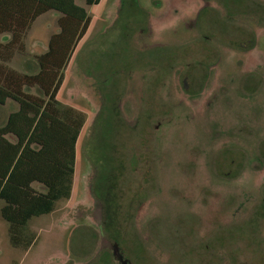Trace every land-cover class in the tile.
<instances>
[{"label":"rangeland","instance_id":"1","mask_svg":"<svg viewBox=\"0 0 264 264\" xmlns=\"http://www.w3.org/2000/svg\"><path fill=\"white\" fill-rule=\"evenodd\" d=\"M218 1L78 0L57 96L82 121L73 191L19 246L0 198V264H264V0ZM59 30L40 16L0 64L23 72Z\"/></svg>","mask_w":264,"mask_h":264},{"label":"trees","instance_id":"2","mask_svg":"<svg viewBox=\"0 0 264 264\" xmlns=\"http://www.w3.org/2000/svg\"><path fill=\"white\" fill-rule=\"evenodd\" d=\"M101 1L86 3L97 5ZM48 11L60 14V30L52 35L46 51L27 61L23 72L0 64V104L8 99L19 103L0 125V198L5 201L1 212L10 223L11 240L17 246L23 244L24 228L33 216L52 211L57 201L70 198L73 191L82 121L62 117L57 96L63 79L61 70L87 33L92 18L76 0H0V57L4 60L10 59L31 24ZM33 86L44 95L26 90ZM115 155L107 158L110 166H116L115 161L109 163L118 160ZM103 177L104 183L100 181L105 184L109 176ZM34 183L46 191L37 189ZM94 195L103 199L101 194ZM110 198L106 214L113 217L112 205L114 209L117 205ZM111 229L106 225L110 235Z\"/></svg>","mask_w":264,"mask_h":264},{"label":"flooded vegetation","instance_id":"3","mask_svg":"<svg viewBox=\"0 0 264 264\" xmlns=\"http://www.w3.org/2000/svg\"><path fill=\"white\" fill-rule=\"evenodd\" d=\"M201 1H203V0H201ZM234 1L235 0H219L218 2H222L223 6H225L226 8H229V7H231L230 3H233ZM202 12L206 13L207 12V8H204L202 10ZM204 13L202 15H200L201 18L205 15ZM184 83L186 85V79H185V82ZM117 162H119V160H117ZM204 247H206V245H204Z\"/></svg>","mask_w":264,"mask_h":264},{"label":"crops","instance_id":"4","mask_svg":"<svg viewBox=\"0 0 264 264\" xmlns=\"http://www.w3.org/2000/svg\"><path fill=\"white\" fill-rule=\"evenodd\" d=\"M76 3L79 4V3H78V0H76ZM79 5H80V4H79ZM48 13H52L53 15H55V16L58 17V18L60 17V14L57 13V12H55V11H48V12H46V13L40 15V16H43V15L48 14ZM40 16H39V17H40ZM39 17H38V18H39ZM38 18H37V19H38ZM57 32H59V31H57Z\"/></svg>","mask_w":264,"mask_h":264}]
</instances>
